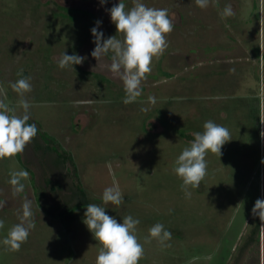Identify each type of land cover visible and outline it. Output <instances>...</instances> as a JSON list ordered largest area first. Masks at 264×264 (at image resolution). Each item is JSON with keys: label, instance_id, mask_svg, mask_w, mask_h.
<instances>
[{"label": "rangeland", "instance_id": "rangeland-1", "mask_svg": "<svg viewBox=\"0 0 264 264\" xmlns=\"http://www.w3.org/2000/svg\"><path fill=\"white\" fill-rule=\"evenodd\" d=\"M119 2L0 0V99L23 115L10 86L23 69L32 84L28 122L38 128L20 157L0 159V264H96L101 245L83 223L86 209L64 222L48 213L79 203V188L118 223L127 215L140 221L139 264H264V222L252 215L264 199V0H209L203 9L195 0H142L169 9L174 30L129 104L122 80L106 67L110 55H91L97 21L105 39H122L108 11ZM229 4L235 15L222 17ZM64 52L86 59L60 69ZM208 120L226 126L232 140L220 158L208 153L207 176L186 198L175 161ZM49 147L68 153L75 167L58 163ZM20 169L29 178L14 196L8 181ZM110 186L121 190L122 205L103 204ZM25 196L36 227L9 251L3 239L19 223ZM257 222L260 242L248 243ZM156 223L172 233L170 247L145 241Z\"/></svg>", "mask_w": 264, "mask_h": 264}, {"label": "clouds", "instance_id": "clouds-1", "mask_svg": "<svg viewBox=\"0 0 264 264\" xmlns=\"http://www.w3.org/2000/svg\"><path fill=\"white\" fill-rule=\"evenodd\" d=\"M100 3L103 5L107 0H100ZM195 3L203 9L208 7L209 0H195ZM132 5L131 8H127L124 0H120L108 10L117 33L122 34V39L117 35L105 39L103 32L97 30L100 21L91 29L95 44L91 55L97 61L110 55L111 62L106 67L122 80L125 104L135 102L142 95V82L152 71L153 58L164 54L169 46L166 37L174 30L169 9L149 7L142 0H132ZM234 15L232 6L226 5L222 17ZM84 59L86 57L77 54L67 55L64 52L57 63L60 69H68L73 68V65L82 64ZM229 71L234 73L235 69ZM17 76L19 79L10 86L20 97L18 104L23 109V115H17L14 108H10L4 99H0V159L23 153L38 133L36 124L28 123L31 104L25 95L32 91L31 77L24 76L23 69L18 71ZM148 101L154 105L156 98L149 96ZM141 111L146 112L148 109L142 108ZM192 135L194 139L182 150L174 168V173L182 180L181 190L186 198L192 195L189 188L198 189L207 176L208 153L211 152L220 158L223 145L232 140L230 130L212 120L203 124L202 132H193ZM260 135L264 137V131ZM28 178L27 170L10 172L8 183L12 186L14 196L24 193V181ZM102 201L103 204L120 206L124 203V197L118 186H110L104 189ZM5 203L6 201L0 200V208H3ZM252 215L258 216L260 221L264 222V199L255 201ZM84 216L83 223L101 245L96 264H139L144 257V247L137 236V226L140 223L138 219L127 215L122 223H118L114 217L106 213L105 207L95 203L87 205ZM35 227L32 200L25 196L19 223L9 229L3 244L9 251H19ZM3 228L4 221L0 220V229ZM171 238L172 233L166 230L163 224L156 223L149 229V237H146L145 241L156 239L162 247H170L166 242Z\"/></svg>", "mask_w": 264, "mask_h": 264}, {"label": "trees", "instance_id": "trees-1", "mask_svg": "<svg viewBox=\"0 0 264 264\" xmlns=\"http://www.w3.org/2000/svg\"><path fill=\"white\" fill-rule=\"evenodd\" d=\"M181 136L184 137L185 134H182ZM44 138L48 139L47 137H44ZM48 149H51V150L57 152V150H55L52 147H49ZM57 153H58V160H57L58 163H67V162H69L70 165L74 166V163L72 161V158H71V156L68 153H66V152H64V153L57 152ZM19 157H20V155H19ZM31 175H32V181H31V183H32V185H34L35 183L33 181V174H31ZM78 194H80V196H81L80 202L77 203L76 205H74L73 207L66 208L65 210L60 211V213H58L56 215L53 212H49L48 211V213L51 214L52 216H54V218H56V219L64 222L66 220V218L74 216V214L78 210H80V209H86L87 208V205L89 204V201L86 198L85 192L83 191L82 188H79L78 189ZM255 241L258 244L260 242V223L259 222H257L256 225H255V227L253 228L248 243L255 242Z\"/></svg>", "mask_w": 264, "mask_h": 264}]
</instances>
